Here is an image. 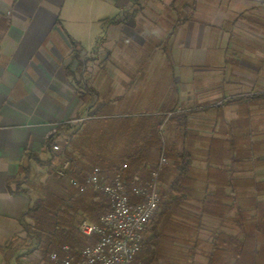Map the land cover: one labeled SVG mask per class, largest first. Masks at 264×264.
Wrapping results in <instances>:
<instances>
[{
    "label": "crops",
    "instance_id": "0c3cea01",
    "mask_svg": "<svg viewBox=\"0 0 264 264\" xmlns=\"http://www.w3.org/2000/svg\"><path fill=\"white\" fill-rule=\"evenodd\" d=\"M93 1L100 4L94 22H110L112 31L102 38L89 34L85 42L71 30L85 29L77 16ZM250 13L259 16L250 18L252 24L245 18ZM151 38L167 51H159ZM98 39L134 51L116 58L131 62L130 69L117 65L113 75L102 74L99 100L90 111L76 82L87 83L84 58ZM149 39L154 47L146 48ZM175 65L181 68L177 74ZM141 93H159L153 109L175 105L181 111L178 145L191 160L196 191L186 205L192 207L188 225L198 227L188 235L182 264H207L214 231L239 234L236 207L250 213L257 184L264 202V0H0V248L26 236L23 219L31 198L8 188L19 178L24 156L46 160L51 130L97 109L107 107L115 115L148 109L153 101L147 96L141 106ZM174 134L170 130L172 141ZM219 191L213 205L233 208L226 218L217 208L209 214L202 209ZM0 264L16 262L8 263L0 250Z\"/></svg>",
    "mask_w": 264,
    "mask_h": 264
},
{
    "label": "trees",
    "instance_id": "16d2710c",
    "mask_svg": "<svg viewBox=\"0 0 264 264\" xmlns=\"http://www.w3.org/2000/svg\"><path fill=\"white\" fill-rule=\"evenodd\" d=\"M71 46L75 56H78V46L73 41ZM80 70H83V65ZM69 74L72 73L69 71ZM76 85L83 90L78 92L79 98L94 110L96 105H91L90 94L96 99H99V94L82 81H77ZM176 111L175 105H165L153 114L119 116L104 107L97 109L92 118L81 126H72L70 122L60 124L46 140V160L42 161L34 153H27L20 165L19 178L8 183L10 191L24 193L31 198V206L23 219L26 236L20 241L13 239L6 247L0 248L6 261L11 263L14 259L19 264L18 260L29 255L34 246L42 254L45 264H54L48 258L49 254L54 251L61 253L64 246H69L71 254L75 256L80 249L95 244L97 238L85 237L79 226L85 219L97 222L102 214L110 210V201L93 188L82 190L80 185L85 183L95 168L100 169L102 176L110 181L121 172L125 163L128 169L124 175L129 180L139 176L146 182L149 166L156 164L164 151L171 164L163 171L166 181L163 183L160 212L149 226L136 260L142 264H182L187 257L183 247L191 241L188 235L193 232L197 234L198 227L192 230L186 222L165 218L170 210L167 198H170L173 206L182 204L185 198L181 194L190 190L188 184L191 183L193 169L190 158L186 159L187 155L179 150L180 122L176 117L169 120L164 133L159 130L166 116ZM170 130L175 131L173 141L169 136ZM56 142L71 160L65 177H59L47 169L59 156L52 148ZM34 167L45 171L41 176L45 177L44 181L35 188L32 187L37 176V168ZM260 185H256L254 195L249 199V214L246 215L247 211L242 205L236 207L239 234L232 236L223 230L213 232L211 250L206 255L207 264H264V202L258 198ZM192 190L194 196L196 191ZM220 192L211 196L209 211L217 208L224 212L226 218V213L233 208L213 205V200L220 198ZM131 199L137 201L132 195ZM26 218L32 223L27 222ZM29 241L30 245H26ZM196 245L197 242L193 249ZM26 250L30 252L24 253Z\"/></svg>",
    "mask_w": 264,
    "mask_h": 264
},
{
    "label": "built area",
    "instance_id": "2783aa9c",
    "mask_svg": "<svg viewBox=\"0 0 264 264\" xmlns=\"http://www.w3.org/2000/svg\"><path fill=\"white\" fill-rule=\"evenodd\" d=\"M180 113L178 109L169 113L159 130L164 133L169 120ZM91 118L92 114L88 113L84 117L70 121V124L81 126ZM57 128L51 130L47 139L57 131ZM52 148L59 156L47 169L59 177H65L70 169L71 160L57 142ZM170 164L171 161L163 151L159 161L149 166L150 179L146 182L139 176L129 180L124 175L128 169L127 163L110 181L102 176L100 169L95 168L80 188L82 190L93 188L105 195L110 201V210L102 214L97 222L82 220L79 230L85 237H96L97 242L80 249L75 256L71 254L69 246H64L61 251L62 256L60 252L54 251L48 256L50 260L55 264H142L136 260V257L146 240L149 226L160 212L163 189L160 176ZM131 195L137 201H132ZM27 257L25 256L24 260L43 259L40 251L34 246Z\"/></svg>",
    "mask_w": 264,
    "mask_h": 264
},
{
    "label": "rangeland",
    "instance_id": "374dc122",
    "mask_svg": "<svg viewBox=\"0 0 264 264\" xmlns=\"http://www.w3.org/2000/svg\"><path fill=\"white\" fill-rule=\"evenodd\" d=\"M77 1V0H75ZM158 1V0H157ZM156 5H158V3L156 2L155 3ZM100 4L99 3H96V2H91V4L88 6L86 5L85 7V14L81 16H77V19H79L81 22H83V20H85V23H86V26H85V29H81V30H71V32H77L78 34H80V37L83 41L86 42V40L88 39V36L89 34H91L92 36L94 35H98L99 33L101 35H99L101 38L102 37H105V34H110V32L112 31V29L110 28L109 26V23L110 22H103L101 24H98L97 22H94V20L97 18L99 12H97V7L99 6ZM75 8H78L77 5H75ZM104 16V15H103ZM103 16L101 18H103ZM108 17H111V16H108ZM107 17V18H108ZM257 18L259 17L258 15H255V14H252L250 13L249 15L246 14L245 15V18H246V22H248L249 24H252L250 23L249 20H251L250 18ZM112 18V17H111ZM158 21V19H157ZM92 22V24L90 25V23ZM81 40V41H82ZM151 40L153 41V44H160L161 41H158V38H151ZM102 40L101 39H98L97 42V47L95 48V50L91 51V53L88 54L87 57H85L84 59H86V63L88 64L87 65V73L86 75L84 74V76L82 77V80L84 79L87 83H88V87L92 90H96V88L99 86L100 82H101V77H102V74H104L105 72H110L111 74L110 75H113L114 73H116L118 70V68L116 67L117 65H119V67H126L128 65H131L132 63L131 62H127V60L121 62L120 60L117 62L116 58L119 57L120 55H122L123 53H128L129 55H132L133 51H134V48H132L131 46H128V47H124L122 46L121 43H115V40H109L107 41L106 44L103 45V43H100ZM106 42V41H104ZM148 42V45L146 48H151L150 46L154 47L153 44H150V39L147 41ZM122 46V47H121ZM161 48V49H160ZM157 49L159 51L161 50H164V51H167V49H163L162 45H159L157 47ZM146 51H148L147 49H145ZM156 50V49H155ZM155 67L159 65V63H156L154 64ZM144 66L145 65H141L142 68L138 69L139 71H144ZM168 66H170V64H168ZM129 69L131 68L130 66H128ZM169 68V67H168ZM127 69V68H126ZM180 66L178 65H175L173 66V70H175V74H177V72L180 71ZM167 72H171L172 75H174L173 71H171V69H166ZM168 75V74H167ZM167 80V77L165 78ZM177 78H173L172 79V84L174 85L173 86V89H172V94H173V97L177 96V89H178V83H177ZM165 80V81H166ZM144 91V90H142ZM91 95V105H97L98 103V100L99 99H96L95 96H93L92 94ZM147 96H150V99L153 101V102H150L149 105L150 107L147 109H140V110H135V111H128L127 113H122V114H126L127 116L129 115H134V116H141L144 115V114H153V113H157L158 111H160L162 109L159 108V109H153V107H151L152 105L153 106H157V102H155L154 100H156L157 98H159V93H156V95H145V94H140L137 96L136 99H139L141 102V106H144V102L143 100H145L144 98H146ZM91 111V109H90ZM123 115V116H124ZM155 115V114H154ZM153 115V116H154ZM85 116V115H84ZM83 116V117H84ZM120 116V115H119ZM43 171V170H42ZM40 172V171H36V178H34V182L32 183V187H38L40 183H42L45 179V177H41L45 171L43 172ZM165 175L164 173L161 174L160 176V179L161 181L164 183L166 180H165ZM150 179V173L148 175V180L149 181ZM192 185H193V181L191 180V183L188 184L189 186V192L186 193L185 192H182L181 194V197H184L185 199L182 200V204L180 206H173L170 198L168 197L167 198V201H168V205L167 207L171 210L168 211L167 215L165 216V218H172L174 221H177V222H186L187 224L190 223V221L193 220V218L191 217L192 214H190L187 210L189 209H192V207H187V203H188V198H195V196H193V190H192ZM187 187V185H186ZM163 189H164V184H163ZM209 202H211V200H209L206 204H204V207H202V209H207L206 210V214H209L208 213V210L210 208V205ZM206 207V208H205ZM174 212H179V213H174ZM173 215V216H172ZM188 218L192 219V220H189L188 221ZM191 225V224H190ZM191 229L193 230L194 227L190 226ZM147 235V233H146ZM31 242H28L27 244L30 245ZM26 244V245H27ZM29 247V246H27ZM31 247V246H30ZM24 252H29L28 250L24 251ZM60 256H62V254H60ZM27 257V256H26ZM28 258V257H27ZM49 258V257H48ZM207 258V257H206ZM22 260H18V263L19 264H45V260H41V261H37V260H32V259H29V260H24V257L21 258ZM50 259V258H49ZM51 261V260H50ZM53 262V261H52ZM54 263V262H53ZM55 264V263H54Z\"/></svg>",
    "mask_w": 264,
    "mask_h": 264
}]
</instances>
